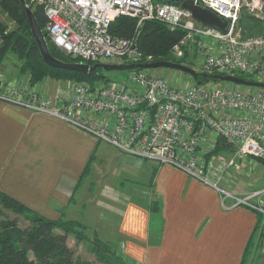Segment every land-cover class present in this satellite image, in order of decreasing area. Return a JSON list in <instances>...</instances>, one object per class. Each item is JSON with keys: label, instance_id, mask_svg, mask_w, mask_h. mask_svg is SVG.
Listing matches in <instances>:
<instances>
[{"label": "built area", "instance_id": "built-area-1", "mask_svg": "<svg viewBox=\"0 0 264 264\" xmlns=\"http://www.w3.org/2000/svg\"><path fill=\"white\" fill-rule=\"evenodd\" d=\"M228 20L220 29L196 20L192 12L161 0H31L43 7L50 41L86 62H142L138 35L112 34L120 15L165 22L185 30L174 44L179 55L193 44L203 57L201 71L251 73L264 82V35L245 37L241 16H264V0H194ZM3 36L0 34V47ZM93 64V63H91ZM211 82V81H209ZM172 81L148 68L131 69V81L77 80L70 90L42 95L34 84L24 85L0 74V99L46 112L83 128L123 153L170 165L220 193L224 207L245 205L264 212L259 198L264 188L239 194L219 181L237 159L264 160V88L221 83ZM67 94H64V93ZM219 137L231 145V155L213 153ZM222 181V180H221Z\"/></svg>", "mask_w": 264, "mask_h": 264}, {"label": "crops", "instance_id": "crops-1", "mask_svg": "<svg viewBox=\"0 0 264 264\" xmlns=\"http://www.w3.org/2000/svg\"><path fill=\"white\" fill-rule=\"evenodd\" d=\"M47 78L41 85L42 80L34 83L36 90L53 93L66 87L61 80ZM101 141L54 115L0 99V189L49 218L86 223L90 206L113 212L122 250L142 264H240L258 221L257 211L245 205L224 207L217 190L184 171L120 150L123 168L135 176L133 184L128 185L131 178L122 179L119 186L104 185L100 191L90 179L95 176L93 163ZM235 166L243 168L245 163ZM85 187L88 196L98 194L95 202L86 204L79 198ZM102 195L108 201H102ZM151 201L160 206L157 243L151 241ZM249 264H264V235Z\"/></svg>", "mask_w": 264, "mask_h": 264}, {"label": "trees", "instance_id": "trees-1", "mask_svg": "<svg viewBox=\"0 0 264 264\" xmlns=\"http://www.w3.org/2000/svg\"><path fill=\"white\" fill-rule=\"evenodd\" d=\"M30 1L26 0V2ZM161 1L181 4L183 0ZM0 5L1 9L14 23V25L10 26L7 22L0 19V34L3 36V43L0 47V59L8 53L14 52L22 63L20 71L28 74L32 84L40 82L47 77L56 79L72 78L93 82L96 77L104 76V69L101 67H98L93 74H84L71 69L52 66L45 62L18 1L0 0ZM32 9L41 29L46 34L51 53L64 61H82V58L66 53L50 41L45 29L47 16L43 7L36 4ZM245 19L244 15L241 16L240 25L243 24ZM137 22V17L123 14L112 22L110 31L112 34L124 38H132L137 33L138 45L145 54V61L168 60L193 66L191 60L188 59V50H186L183 57L175 56L173 51L174 44L186 33L184 29L171 28L165 22L154 19L144 20L140 26L137 25ZM233 74L250 80L256 79L254 75L247 72L236 71ZM198 78L203 80L202 84L205 85L209 81L213 83L226 82L214 80L213 78L207 81L200 74ZM106 80H108L107 77H105L104 81ZM213 147V153H226L232 150V145L223 137H219ZM256 160L264 166V160L260 158H256ZM85 173L87 172L84 171L83 175ZM0 203L5 209L15 211L26 220L25 224L21 225L16 218H7V214H4V218H0V264H73L74 249L69 245V236H73L77 242H85L98 257L107 261L108 264H142L129 257L124 251L121 254L116 252L111 241L101 238L96 230H93L92 235H90L88 224L79 219L49 218L2 189H0ZM149 208L154 214L152 228H150L151 241L157 243L161 234L162 224L159 221V202L151 201ZM0 213L2 212L0 211ZM257 216L258 221L246 244L240 264H249L252 250L254 247L257 249L261 246V240L264 235V212L257 211Z\"/></svg>", "mask_w": 264, "mask_h": 264}, {"label": "rangeland", "instance_id": "rangeland-1", "mask_svg": "<svg viewBox=\"0 0 264 264\" xmlns=\"http://www.w3.org/2000/svg\"><path fill=\"white\" fill-rule=\"evenodd\" d=\"M0 19L7 22L10 26L14 25L13 21L10 20L9 16L1 9L0 5ZM186 50L189 51L188 59L192 62V67L196 70H201V63L203 60V57L198 54V50L195 45L191 44L187 46L185 49H183V52L179 55H176L177 57H183L186 53ZM21 60L17 57V55L14 52L8 53L5 57L0 59V74L5 75L7 79L14 80L17 79L21 81L24 85H31L32 83L29 80L28 74L22 73L20 71V65ZM191 66V65H190ZM151 72H156L160 74H165L168 76L172 81L181 83L184 81H192L195 83L194 78L189 75L188 73L184 71H180L174 68H168V67H157V68H148ZM104 76H99L98 78L93 81L96 82H103L105 77L108 78V80H120L124 81L126 83H129L131 81V69H110V70H103ZM43 78L40 82V85L43 84V82H48L49 78L45 79ZM61 80L63 85H67V90H70L69 83H73L74 81H77V79H58ZM213 83V82H209ZM34 84V83H33ZM223 84H230V85H238L237 83L229 82V83H223ZM38 92H40L42 95L47 94V92L43 91L41 88H37ZM64 94H67L66 92ZM46 113V112H44ZM48 114V113H47ZM62 120V119H61ZM230 151V155H231ZM120 151L113 147L112 145L106 143L105 141H101L100 145L97 148L96 151V161L93 163V168L95 169V176L92 177L90 180H93L98 183L100 187V191L102 190V187L104 185L113 186V184H118L120 180H124L126 182L128 178H131L128 180L129 183L133 184V179L135 176L131 174V172L127 171L123 167L126 165L124 163H121V158L119 157ZM228 155V153L226 152ZM229 156V155H228ZM244 162L245 166L243 168H237L236 166H230L229 169L225 172L223 175V178L219 181L220 185L222 187H225L227 189H230L231 191L238 193V191H248L249 190H259L264 188V172L262 170L264 169V166L259 163L258 160H255L252 157H244L241 159H237V163ZM122 164V167L120 165ZM127 171V172H126ZM88 180H86L87 183ZM84 183V182H83ZM82 183V184H83ZM141 184H144L142 181ZM119 186V184L117 185ZM144 186V185H142ZM209 186V185H208ZM81 187V186H80ZM79 187V188H80ZM211 187V186H210ZM213 188V187H212ZM86 187L80 191L79 198H84V201H94V198L98 196V194L94 196H88L86 193ZM141 190H144L143 187H140L139 192ZM216 190V189H215ZM247 191L244 193L246 194ZM144 192V191H143ZM143 192H140L143 194ZM100 193V192H99ZM264 194H262L263 196ZM259 199H264V197ZM134 197L136 195L134 194ZM93 200H92V199ZM100 199L102 201H108V197L106 196H100ZM87 204V202H86ZM88 206L90 204L88 203ZM0 218H4V214H7V218H16L19 221V224H25L26 220L19 214H17L15 211L5 209L2 207L0 203ZM250 208V207H249ZM93 206L89 207L88 209V218L85 219L86 223L90 227V230L88 231L90 235H92L93 229L97 228L99 230V236L103 239H108L111 241L113 249L120 253L122 250V244L121 242H118V239L120 236L117 235V232L114 228L115 224V214L113 212H109L107 210L101 209L100 211H92ZM254 210V209H253ZM256 211V210H255ZM104 229V230H103ZM69 245L72 246L74 249V262L73 264H108L107 261L101 259L97 256L96 253H94L85 242H77L73 236H69L68 238ZM254 247V246H253Z\"/></svg>", "mask_w": 264, "mask_h": 264}, {"label": "water", "instance_id": "water-1", "mask_svg": "<svg viewBox=\"0 0 264 264\" xmlns=\"http://www.w3.org/2000/svg\"><path fill=\"white\" fill-rule=\"evenodd\" d=\"M23 16L30 27L31 33L37 42L40 53L48 64L56 67H62L71 69L74 71L82 72L84 74H93V72L101 67L106 70L110 69H134V68H157V67H168L174 68L180 71H184L190 74L195 82L199 85L202 84L203 80L198 78V75H202L207 81L210 78L214 80H221L226 82H233L239 85L255 86L264 88V82L258 80H250L242 78L235 74H222V73H208L204 71H198L192 66L184 63L168 61V60H157V61H142V62H124V63H111V62H95L93 64L86 61H64L55 57L50 50L49 43L46 34L41 29L31 6L26 3V0H17ZM182 6L189 9L192 12L193 17L210 26H214L220 29H225L228 26V20L221 17L215 11L202 6L194 0H183ZM245 21L242 24V33L245 37H253L264 35V16L258 17L253 14H246Z\"/></svg>", "mask_w": 264, "mask_h": 264}]
</instances>
